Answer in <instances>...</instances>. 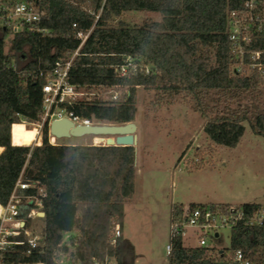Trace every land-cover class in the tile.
<instances>
[{
	"label": "trees",
	"instance_id": "16d2710c",
	"mask_svg": "<svg viewBox=\"0 0 264 264\" xmlns=\"http://www.w3.org/2000/svg\"><path fill=\"white\" fill-rule=\"evenodd\" d=\"M16 1L0 0V12L3 5ZM25 1L43 12L37 28L14 31L0 27V206H6L21 176L38 181L44 188L45 245L37 258L51 264L50 255L56 249H72L76 262L92 264L94 257L109 254L110 222L117 217L123 232L125 203L134 193L133 145L52 144L48 126L41 144H12V124L20 116L28 121L38 117L43 107V85L56 61L66 60L79 46L78 32L92 29L69 70L70 82L89 87L116 85L121 91L111 103L95 98L63 104L80 118L132 121L137 111V88L143 87L156 91L158 99L190 96L206 118L204 133L215 144L236 146L245 133V121L255 134L264 137V112L251 111L240 102L246 94L263 95L264 84L256 73H232L235 57L226 33L228 11L242 7L245 0ZM128 11L159 12L161 19L131 25L121 18ZM123 55L149 66L150 72L138 69L120 75L115 69ZM208 97L215 101L213 115L207 111ZM33 135L34 131L23 126L14 127L15 143ZM23 192L37 193L38 188ZM189 205L226 212L231 204ZM183 206L172 204L171 221ZM237 206L251 215L264 207V202ZM66 233L70 236L63 243ZM122 241L123 235L119 238L120 253ZM170 241L168 264H225L238 250L251 264H264V223L238 221L231 227L230 245L223 249L187 245L181 234Z\"/></svg>",
	"mask_w": 264,
	"mask_h": 264
},
{
	"label": "rangeland",
	"instance_id": "374dc122",
	"mask_svg": "<svg viewBox=\"0 0 264 264\" xmlns=\"http://www.w3.org/2000/svg\"><path fill=\"white\" fill-rule=\"evenodd\" d=\"M121 18L134 25L160 20L161 14L128 11ZM9 45L7 39L6 47ZM136 94V194L125 203L126 242L121 260L122 264H168L166 245L171 238L173 203L264 202V137L255 134L245 121V133L236 146L215 144L204 133L206 118L190 96L158 99L156 91L143 87H138ZM240 102L251 111L264 112V94H246ZM206 104L213 115L215 101L208 97ZM107 137H61L56 143L88 144L94 139L97 144H107ZM218 233V238H207L208 244L217 249L228 247L231 228L223 227ZM187 235V245H198L196 232L190 230Z\"/></svg>",
	"mask_w": 264,
	"mask_h": 264
},
{
	"label": "built area",
	"instance_id": "2783aa9c",
	"mask_svg": "<svg viewBox=\"0 0 264 264\" xmlns=\"http://www.w3.org/2000/svg\"><path fill=\"white\" fill-rule=\"evenodd\" d=\"M43 12L25 0H18L11 5H3L0 18L1 26H8L14 31H20L27 27L35 29L41 20ZM98 18V15H97ZM78 32L79 46L65 60L56 61L53 73L49 75L43 85V107L38 117L28 121L20 116L11 126L12 144L23 145L14 141V127L23 126L34 131L30 146L39 145L44 138L45 127L48 126V140L52 144L58 139L50 133V123L53 119L68 117L76 124H93L91 120L80 118L68 111L63 105L81 101L99 99L111 103L115 101L120 89L116 85L89 87L77 85L69 80V70L79 55L90 32ZM226 33L232 43V51L235 60L232 65V73L241 76L258 74L264 84V0H245L242 7L230 9L227 13ZM15 67V64H12ZM138 69L150 72L149 66H143L135 62L131 55H123L121 62L116 66V72L120 75L135 73ZM55 138V139H54ZM88 145H98L95 140ZM30 156V154H29ZM38 181H32L26 177H20L17 181L6 206H0V264H48L44 259L37 258L45 245V212L42 206V197L46 195L43 187L38 186ZM38 188L37 193L25 194L23 190ZM44 213V215H41ZM262 225L264 223V207L251 215H245L237 205H230L226 212L209 206L184 205L179 215L171 221V238L182 235L192 230L198 234V245L207 246V238H218V230L223 227H232L238 221ZM123 235L122 226L117 217H114L109 226L108 239L112 250L102 258L94 257L92 264H121L119 252V238ZM70 234L66 233L63 243ZM172 249V242L166 245L167 253ZM72 249H56L50 255L51 264H80L76 262ZM21 257H25L22 259ZM225 264H251L250 260L241 250H238Z\"/></svg>",
	"mask_w": 264,
	"mask_h": 264
},
{
	"label": "water",
	"instance_id": "95a60500",
	"mask_svg": "<svg viewBox=\"0 0 264 264\" xmlns=\"http://www.w3.org/2000/svg\"><path fill=\"white\" fill-rule=\"evenodd\" d=\"M137 124L135 121L126 123L104 122L97 124H76L68 117L53 119L50 123V133L57 138L80 137L83 135H108L105 139L108 145L137 144ZM104 139V138H103ZM30 140H24V146H30ZM44 215V213H41Z\"/></svg>",
	"mask_w": 264,
	"mask_h": 264
},
{
	"label": "crops",
	"instance_id": "0c3cea01",
	"mask_svg": "<svg viewBox=\"0 0 264 264\" xmlns=\"http://www.w3.org/2000/svg\"><path fill=\"white\" fill-rule=\"evenodd\" d=\"M137 129H138V126H137ZM138 137H139V135L137 134V141H138ZM73 144H75V143H73ZM3 151V148L2 147H0V153ZM137 159H138V152L136 153V158H135V167L137 168ZM137 170V169H136ZM136 178V177H135ZM135 194H136V179H135V181H134V193H133V197L135 196ZM128 201H130V199L129 200H127L126 201V203L128 202ZM220 203H229V202H220ZM181 204H183V203H181ZM229 204H232V203H229ZM184 205V204H183ZM124 218H125V216H124ZM125 235H126V231H125V227H124V223H123V241H122V243H121V249L123 250L124 249V241L126 242V239L124 238L125 237ZM126 238H128V237H126Z\"/></svg>",
	"mask_w": 264,
	"mask_h": 264
},
{
	"label": "bare ground",
	"instance_id": "6f19581e",
	"mask_svg": "<svg viewBox=\"0 0 264 264\" xmlns=\"http://www.w3.org/2000/svg\"><path fill=\"white\" fill-rule=\"evenodd\" d=\"M55 139V138H54Z\"/></svg>",
	"mask_w": 264,
	"mask_h": 264
}]
</instances>
